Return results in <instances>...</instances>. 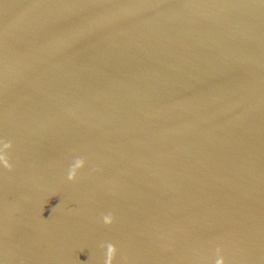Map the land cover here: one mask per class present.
I'll use <instances>...</instances> for the list:
<instances>
[{"label": "water", "instance_id": "water-1", "mask_svg": "<svg viewBox=\"0 0 264 264\" xmlns=\"http://www.w3.org/2000/svg\"><path fill=\"white\" fill-rule=\"evenodd\" d=\"M109 245L264 264V0H0V264Z\"/></svg>", "mask_w": 264, "mask_h": 264}, {"label": "clouds", "instance_id": "clouds-1", "mask_svg": "<svg viewBox=\"0 0 264 264\" xmlns=\"http://www.w3.org/2000/svg\"><path fill=\"white\" fill-rule=\"evenodd\" d=\"M83 166H84V161L82 159H77L73 163L71 168L69 169L68 174H67V178L69 180L76 179L77 170L82 168ZM104 222L105 223H110L111 222V218L109 216H105L104 217ZM108 250H109V259H108V261H106V264H111V252L113 250L111 245L108 246ZM215 264H223V259L222 258H217Z\"/></svg>", "mask_w": 264, "mask_h": 264}]
</instances>
